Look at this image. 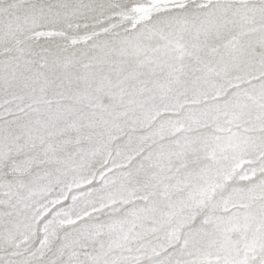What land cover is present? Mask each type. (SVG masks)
<instances>
[{
	"label": "snow or ice",
	"instance_id": "6c2138e0",
	"mask_svg": "<svg viewBox=\"0 0 264 264\" xmlns=\"http://www.w3.org/2000/svg\"><path fill=\"white\" fill-rule=\"evenodd\" d=\"M0 264H264V0H0Z\"/></svg>",
	"mask_w": 264,
	"mask_h": 264
}]
</instances>
